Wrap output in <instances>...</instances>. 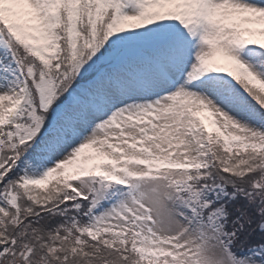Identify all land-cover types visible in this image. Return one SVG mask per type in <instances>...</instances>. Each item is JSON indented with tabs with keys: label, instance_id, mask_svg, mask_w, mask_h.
<instances>
[{
	"label": "snow or ice",
	"instance_id": "obj_1",
	"mask_svg": "<svg viewBox=\"0 0 264 264\" xmlns=\"http://www.w3.org/2000/svg\"><path fill=\"white\" fill-rule=\"evenodd\" d=\"M0 264H264V0H0Z\"/></svg>",
	"mask_w": 264,
	"mask_h": 264
}]
</instances>
